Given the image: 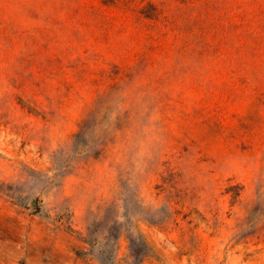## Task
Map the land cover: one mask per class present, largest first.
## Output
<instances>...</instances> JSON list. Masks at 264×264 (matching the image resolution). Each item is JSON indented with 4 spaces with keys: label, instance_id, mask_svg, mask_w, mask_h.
I'll return each mask as SVG.
<instances>
[{
    "label": "rangeland",
    "instance_id": "374dc122",
    "mask_svg": "<svg viewBox=\"0 0 264 264\" xmlns=\"http://www.w3.org/2000/svg\"><path fill=\"white\" fill-rule=\"evenodd\" d=\"M0 264H264V0H0Z\"/></svg>",
    "mask_w": 264,
    "mask_h": 264
}]
</instances>
